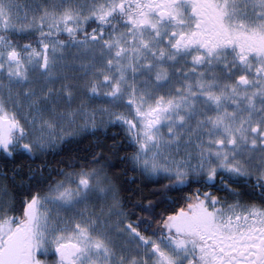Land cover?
<instances>
[{
	"label": "snow or ice",
	"instance_id": "1",
	"mask_svg": "<svg viewBox=\"0 0 264 264\" xmlns=\"http://www.w3.org/2000/svg\"><path fill=\"white\" fill-rule=\"evenodd\" d=\"M0 264H264V0H0Z\"/></svg>",
	"mask_w": 264,
	"mask_h": 264
},
{
	"label": "trees",
	"instance_id": "2",
	"mask_svg": "<svg viewBox=\"0 0 264 264\" xmlns=\"http://www.w3.org/2000/svg\"><path fill=\"white\" fill-rule=\"evenodd\" d=\"M116 132H118L117 129H112L108 134L109 138H106L103 134H98L97 137H92L88 140H85L82 144L71 145V148H72L73 152L76 153V152H79L82 148L87 149L89 147H93L99 142V144L101 145V150H104V148L110 146L113 143V141L110 139V137L113 133H116ZM107 154L111 155V153H107ZM121 155H122V153H121ZM47 159L52 162L53 166H55L56 162L60 159V157L49 156ZM30 163H32L33 167H36L41 163V161L38 159L34 163L33 162H30ZM132 175H133L132 173H129V177H131Z\"/></svg>",
	"mask_w": 264,
	"mask_h": 264
}]
</instances>
